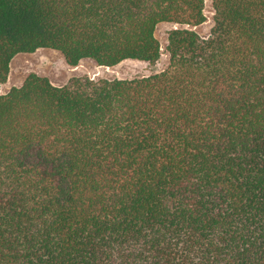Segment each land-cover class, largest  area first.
Here are the masks:
<instances>
[{"label": "trees", "instance_id": "1", "mask_svg": "<svg viewBox=\"0 0 264 264\" xmlns=\"http://www.w3.org/2000/svg\"><path fill=\"white\" fill-rule=\"evenodd\" d=\"M0 0V82L59 51L132 79L0 94V264H264V0Z\"/></svg>", "mask_w": 264, "mask_h": 264}, {"label": "rangeland", "instance_id": "2", "mask_svg": "<svg viewBox=\"0 0 264 264\" xmlns=\"http://www.w3.org/2000/svg\"><path fill=\"white\" fill-rule=\"evenodd\" d=\"M204 2L206 21L191 27L202 38L210 34L215 14L213 0H204ZM175 26L168 22L157 26L156 36L161 43L162 54L154 63L126 59L115 66L106 67L97 64L93 59H83L78 65L71 66L65 61L63 55L54 49L40 48L31 53H19L11 61L7 80L0 82V94L7 93L14 86L22 85L30 73L45 76L56 86H64L76 78H89L94 81L114 78L132 79L162 71L169 65L168 33Z\"/></svg>", "mask_w": 264, "mask_h": 264}]
</instances>
